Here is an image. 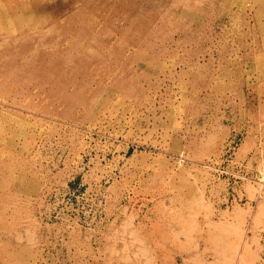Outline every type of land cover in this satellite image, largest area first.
<instances>
[{"label":"rangeland","instance_id":"374dc122","mask_svg":"<svg viewBox=\"0 0 264 264\" xmlns=\"http://www.w3.org/2000/svg\"><path fill=\"white\" fill-rule=\"evenodd\" d=\"M264 0H0V264H261Z\"/></svg>","mask_w":264,"mask_h":264},{"label":"built area","instance_id":"2783aa9c","mask_svg":"<svg viewBox=\"0 0 264 264\" xmlns=\"http://www.w3.org/2000/svg\"><path fill=\"white\" fill-rule=\"evenodd\" d=\"M261 264H264V260L262 261V263Z\"/></svg>","mask_w":264,"mask_h":264}]
</instances>
